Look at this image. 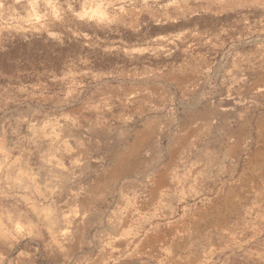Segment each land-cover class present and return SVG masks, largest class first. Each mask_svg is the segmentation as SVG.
<instances>
[{"label": "rangeland", "instance_id": "rangeland-1", "mask_svg": "<svg viewBox=\"0 0 264 264\" xmlns=\"http://www.w3.org/2000/svg\"><path fill=\"white\" fill-rule=\"evenodd\" d=\"M0 264H264V0H0Z\"/></svg>", "mask_w": 264, "mask_h": 264}]
</instances>
